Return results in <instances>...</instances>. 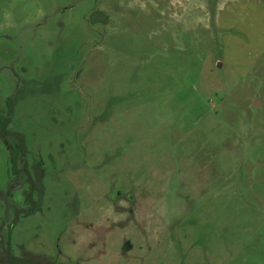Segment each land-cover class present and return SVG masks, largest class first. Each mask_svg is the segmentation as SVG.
<instances>
[{
    "label": "rangeland",
    "instance_id": "1",
    "mask_svg": "<svg viewBox=\"0 0 264 264\" xmlns=\"http://www.w3.org/2000/svg\"><path fill=\"white\" fill-rule=\"evenodd\" d=\"M18 90L42 193L15 218L0 138L15 255L264 264V0H0V105Z\"/></svg>",
    "mask_w": 264,
    "mask_h": 264
},
{
    "label": "trees",
    "instance_id": "2",
    "mask_svg": "<svg viewBox=\"0 0 264 264\" xmlns=\"http://www.w3.org/2000/svg\"><path fill=\"white\" fill-rule=\"evenodd\" d=\"M24 92L18 90L15 94L6 99L5 106L0 105V138L4 142L9 154V181L5 191V198L12 196L13 190L20 184H25L24 203L23 206H14L9 202L7 205L12 207L15 218L20 213H30L37 209L38 202L34 199V195H41V182L39 179V167H29L28 150L26 148L24 135L18 131L10 129V123L13 116V107L19 97ZM15 219H12L13 224ZM9 225V223H8ZM7 225V227H8ZM0 264H56L53 260L42 256L31 254L23 250L21 255H15L12 251L11 244L8 239L5 242L0 241Z\"/></svg>",
    "mask_w": 264,
    "mask_h": 264
}]
</instances>
